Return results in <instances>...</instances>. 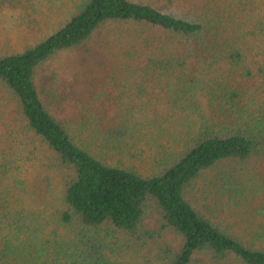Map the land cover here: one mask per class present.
Wrapping results in <instances>:
<instances>
[{
  "label": "trees",
  "instance_id": "trees-1",
  "mask_svg": "<svg viewBox=\"0 0 264 264\" xmlns=\"http://www.w3.org/2000/svg\"><path fill=\"white\" fill-rule=\"evenodd\" d=\"M254 4L213 18L134 0H81L56 32L0 57V85L16 98L28 131L63 173V210L54 217L72 233L69 239L57 227L48 231L35 214L6 206L0 211V264H193L201 254L221 264H264L263 221L246 236L247 244L217 222L238 205V165L243 171L264 161V2ZM111 24L143 29L134 39L142 53H133L141 65L125 69L141 83L142 95H149L148 85L159 90L148 98L149 111H122V125L107 122L105 104L112 100L101 99L98 110L90 91V100L79 102L78 80L57 81L56 72L44 69L62 53L85 49ZM203 100L211 108L206 114ZM153 101L184 114H165ZM65 106L73 109L70 118L59 112ZM180 119L196 128L193 133L171 151L151 146L158 149L151 168H138L142 155L129 141L150 137L158 144L154 138L166 137L177 143L167 122ZM139 121L148 133L138 130ZM0 168L7 177L15 165ZM209 172L213 176L201 186ZM24 185L21 180L22 190ZM258 212L264 216V197ZM106 226L111 228L99 236ZM166 232L177 237V248L163 242ZM115 233L131 260L109 243Z\"/></svg>",
  "mask_w": 264,
  "mask_h": 264
},
{
  "label": "rangeland",
  "instance_id": "rangeland-1",
  "mask_svg": "<svg viewBox=\"0 0 264 264\" xmlns=\"http://www.w3.org/2000/svg\"><path fill=\"white\" fill-rule=\"evenodd\" d=\"M81 0H0V57L11 54L21 53L29 47H32L44 40L49 35L56 32L62 24L69 18L72 13L74 4ZM152 3L156 6L164 7L167 12H173L176 15H184L190 11L200 15L210 13V16L216 18L218 15L224 17L230 13L240 12L244 7L255 6V2L260 5L264 0H134ZM171 2L172 4H169ZM143 30L139 26L132 24L107 25L101 29L98 35L87 45L85 49L76 52H65L56 57L49 67L45 70L57 73V81H75L79 83L77 87L81 94L77 95L78 101L90 100L91 92L93 100L99 106L98 110H103L101 99L112 100L110 104H105L107 110L111 112L106 116L107 122L122 125L126 115H121L122 111L130 109L132 106H139L142 112L150 110L147 105L148 98L153 97L152 91H159L153 84L148 85L149 95H142L138 88L141 87L139 80H134L132 74L125 69L126 65L130 68H136L137 63L141 65V60H135V55H140L142 51L135 49L134 41L137 31ZM252 46V45H251ZM135 50H137L135 52ZM129 53V56H128ZM134 53V54H133ZM249 53V52H248ZM250 57H252L250 53ZM250 60V59H249ZM132 88V90H131ZM164 92V91H162ZM97 96L100 99H97ZM168 96V94H167ZM203 110L201 112H210L211 108L202 101ZM158 103L159 110L170 113L171 116L180 118L183 112H175L171 109V103L165 104L163 101ZM197 109H195V112ZM206 111V112H205ZM62 116L70 118L73 109L65 106ZM198 113L195 114V118ZM143 118L146 115H139ZM137 120L130 121L129 125L133 126ZM144 121V120H143ZM143 121H139L138 130L148 133L149 127L143 126ZM173 121V123H172ZM167 122L179 141L177 143L169 141L166 137L154 138L158 144H152L150 137L140 141H129V147L139 148L138 153L142 156L135 163L137 167L150 169L158 150L150 149L151 146L171 149L178 148L181 140L186 138L189 133L196 129L193 125L182 124L180 120ZM200 122H198V125ZM194 125H197L196 123ZM4 162H13L15 165L7 177L0 176V211L7 210L5 207L10 206L17 210H27L35 214V218L40 225L46 227L48 231L57 230L71 239V230L65 229L55 223V213L63 210L62 193L64 189L63 173L55 166L45 147L32 135L27 124L20 115V108L16 98L6 91L0 85V165ZM149 162V164H148ZM129 165V164H127ZM149 166V167H148ZM223 166V165H222ZM220 168V167H219ZM218 168V169H219ZM235 179H241L237 182L240 190L233 189L238 205L232 203V213L222 215L217 220L219 224L229 225V231L236 237H239L246 244L251 236L246 237L251 229L264 222V216L258 212L262 199L264 197V161L250 163L244 168L238 165ZM251 170H256L254 176H250ZM4 173L0 168V174ZM214 172H209L200 180L202 186L211 179ZM208 179V180H206ZM21 180L25 182V188H21ZM17 184L19 186H17ZM262 187V189H260ZM256 195H253L255 194ZM225 216V217H224ZM1 220V219H0ZM6 221V217L1 221ZM149 223V220H147ZM152 225V224H151ZM111 227L106 226L100 231L99 236H105V230L109 231ZM121 238L120 233L108 237L109 243L116 247V253L122 255L124 260L132 259V252L127 247L120 248L116 241ZM68 239V241H69ZM164 243L171 247H178L177 237L166 232L164 234ZM139 261H135L137 264ZM236 264V261H233ZM229 262V264H234ZM193 264H221L214 261L207 255H198Z\"/></svg>",
  "mask_w": 264,
  "mask_h": 264
}]
</instances>
